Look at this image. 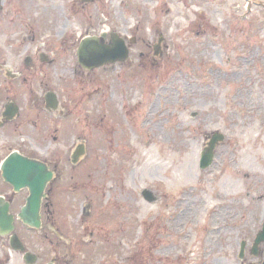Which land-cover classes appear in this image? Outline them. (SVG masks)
I'll return each mask as SVG.
<instances>
[{
    "label": "rangeland",
    "instance_id": "rangeland-1",
    "mask_svg": "<svg viewBox=\"0 0 264 264\" xmlns=\"http://www.w3.org/2000/svg\"><path fill=\"white\" fill-rule=\"evenodd\" d=\"M0 7V60L38 47L39 39L19 38L36 31L55 42L68 70L52 77L62 74L63 91L84 99L72 107L87 139L79 165L70 163L76 133L53 125L45 139L32 130L24 140L0 139V164L15 150L53 168L63 161L47 189L42 233L17 222L28 253L39 257L32 264H263L264 243L258 255L252 250L264 224V0H0ZM45 14L54 24L41 33ZM64 25L73 39L117 35L129 60L85 74ZM214 134L223 140L202 169ZM190 154L194 162H186ZM230 179L240 182L235 191ZM145 190L158 200L148 202ZM2 191L12 195L0 181ZM216 230L221 236L209 240ZM3 246L0 238V255H8L0 264H26Z\"/></svg>",
    "mask_w": 264,
    "mask_h": 264
},
{
    "label": "flooded vegetation",
    "instance_id": "flooded-vegetation-1",
    "mask_svg": "<svg viewBox=\"0 0 264 264\" xmlns=\"http://www.w3.org/2000/svg\"><path fill=\"white\" fill-rule=\"evenodd\" d=\"M79 1L83 5H92L99 0H79ZM1 12H2V8L0 7V14ZM49 17H51V15L45 14L44 17L45 20H42L41 33H43V30L46 33L48 28L46 27V24H48V22L50 26H53L54 19L51 17L52 20L51 19L48 20ZM53 17L55 16L53 15ZM67 24L70 23L66 21L65 25ZM65 25L62 26L61 28L63 29L62 32L63 38L67 35H69L72 38L71 41L64 39L65 45H67L68 49L71 52L74 51L76 53V59H77V52L81 41L85 38L95 37V36L82 34L80 37H77L76 34L73 39L71 28ZM12 26L15 27V24L13 23ZM56 29L57 28H53L51 31H55ZM5 31L9 32L8 29H5ZM19 38L22 39L23 41L25 40V43L27 42L36 43L37 39H39L38 40L39 42L37 43L38 47H34V49L27 48L25 52H22L20 55L17 56V60L14 62H11L9 60H0V139L2 137H7L8 139L17 138L18 135L20 139L24 140L26 136L30 137L29 136L30 130H32L39 137L42 136L44 138L43 135L47 131V126L49 127L53 125V127L55 126V129L59 131L62 129V132H69L70 134L71 132L76 133L75 137H77V143H79L80 140V144H78L76 148L78 146H84V148L87 150V139L86 138L82 139V137L80 138L78 136L77 132L79 131V125L77 123L76 116L73 115L74 114L73 110H76V106L83 105L84 99L82 96L81 98L79 97L76 89L71 87L63 91V89L60 87L62 85V81L65 80H62L63 79L62 74L61 77L59 75L60 73H63L68 70L63 69L62 71L60 65L61 62L59 63V59H61L62 56L58 55V52L53 51V46H55V42L53 40L43 41L44 37L41 34L39 37L36 31H30V34H26V35L23 32L21 37L19 36ZM107 38H108V34H106L104 37L103 35L101 36V39L103 40L104 44L110 45L112 43V40L109 38L110 40L107 41ZM62 39L60 38V41H62ZM54 50H57V48ZM67 53L69 54V52ZM62 66L66 67L64 63L62 64ZM57 71H59L57 73L59 75L53 78L52 74ZM82 71L87 75L93 73V71L90 72V71H85L83 69ZM75 75L76 72L74 73L73 71L71 75V77L73 78H71V81H69L72 84H74L72 80L75 81ZM90 85L92 84L90 83ZM62 92L65 93L64 96H66V99L68 100L67 102L68 104L65 103V99L64 96H62ZM72 107H74L73 110ZM93 126L94 125L92 124L88 125L87 123L86 131L87 132L93 131ZM74 151L70 157V163L72 165H79L81 160L73 158ZM14 152H17L28 159L47 164L50 170L54 172V174L56 173L58 174L57 171L58 166L61 165L63 162V161H56V162L54 161L56 164L54 169L51 166L52 163L51 161L48 160L46 161L36 157L26 156L22 154L20 150H15L10 154ZM8 156H6L2 161V163L0 164V177L2 179L0 181L1 183L3 182L4 186L8 189V192L12 194L11 196H9V194H6L5 191H2L0 192V198H2L5 203L9 204L8 213L9 215H12L14 218L13 232H11L8 235H2L0 229V238L1 240H3V244H4L3 249L6 251L7 254H9L10 251L14 252L13 249L10 247V240L13 235H17L24 244V241L17 233V222L19 221L24 225V222L19 218V215L23 207L26 205V200L29 196V190L22 189L20 191H15L11 185L5 183V181L3 180L1 167L3 162ZM23 193H26L25 199L24 197H21L22 200L24 199V203L21 202V204H19L18 199L20 198L17 197L19 195H22ZM45 200H43L41 206L42 222H43V212L47 207ZM16 207L19 208V211L17 212V216L15 215ZM42 229L35 231L42 233ZM24 246L26 249L27 247L25 244ZM27 252L28 251L26 249L25 252H16V253L23 254V260L25 261L24 255ZM3 254L0 255V260H3L4 258H7L8 260V255H6L5 253ZM244 258L245 257H243L242 260ZM38 260L39 257H37L36 260L33 261V263H36ZM25 262L26 264H32V263H28L27 261ZM56 264L59 263L56 262Z\"/></svg>",
    "mask_w": 264,
    "mask_h": 264
},
{
    "label": "water",
    "instance_id": "water-1",
    "mask_svg": "<svg viewBox=\"0 0 264 264\" xmlns=\"http://www.w3.org/2000/svg\"><path fill=\"white\" fill-rule=\"evenodd\" d=\"M158 50V48H157ZM129 58V49L123 39L117 35H112V43L105 45L98 37L84 39L78 50L79 64L85 70H94L108 64L116 62H126ZM223 140L220 134H214L201 157V168L206 169L211 166L216 145ZM84 154V149L78 147L73 155L76 159ZM2 177L6 183L10 184L15 191L22 189L29 190L26 205L23 207L19 218L28 226L36 229L41 228V206L45 197V190L49 182L54 178V174L44 163L28 159L18 153H12L2 164ZM143 196L150 202H156L158 198L150 190L143 191ZM9 204L0 198V229L2 235L13 232L12 215H9ZM264 243V225L262 231L257 235L255 245L252 250L257 255L259 246ZM11 247L16 251H24V246L16 235L11 237ZM244 255V244L241 250V257ZM28 263H33L36 256L26 253L24 256ZM54 264V263H50Z\"/></svg>",
    "mask_w": 264,
    "mask_h": 264
},
{
    "label": "bare ground",
    "instance_id": "bare-ground-1",
    "mask_svg": "<svg viewBox=\"0 0 264 264\" xmlns=\"http://www.w3.org/2000/svg\"><path fill=\"white\" fill-rule=\"evenodd\" d=\"M194 154L193 155H189L187 158H186V162H194ZM152 157V156H151ZM249 158V157H248ZM169 162H168V160L166 161V163L165 162H161L160 164H159V166L160 167H164L165 166V164L167 165ZM176 171V176H175V172H174V178L176 179V178H178V179H181V180H179V182H183L184 180H185V176H186V172H185V169H184V165L182 166V167H180V168H178V169H176L175 170ZM178 174V175H177ZM240 182L239 181H237V179L236 180H232V179H230V180H227V184H225V185H227L228 186V189L229 190H231V191H235L236 190V188L238 187V184H239ZM183 203H185V204H188L189 203V201L188 200H184L183 201ZM208 202H206L205 201V203H204V205L205 204H207ZM213 208V207H212ZM216 211V210H215ZM186 213V212H185ZM185 213H183L181 216V218H180V221L179 222H182V221H184V215H185ZM224 215L226 216V213H224ZM218 216V215H217ZM220 217H217V218H215L214 219V225L216 224V220H218ZM217 227H215V229H216ZM219 231V232H218ZM216 232H218V233H216ZM211 234H213L211 237H210V239L209 240H212V238L214 237V236H221V230H216L215 232H212Z\"/></svg>",
    "mask_w": 264,
    "mask_h": 264
}]
</instances>
